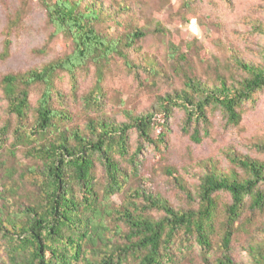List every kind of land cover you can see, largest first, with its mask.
<instances>
[{
    "label": "trees",
    "instance_id": "obj_1",
    "mask_svg": "<svg viewBox=\"0 0 264 264\" xmlns=\"http://www.w3.org/2000/svg\"><path fill=\"white\" fill-rule=\"evenodd\" d=\"M41 3L54 28L53 35H65L73 47L63 58L40 68L6 74L0 82L7 111L15 120L10 119L0 128V140L12 137V153L24 147L35 162L30 172L36 193L29 204H18L10 210L4 198L0 234L5 239L9 264H166L174 261L173 246L183 237L193 239L202 248L204 264H237L231 244L245 208L264 210V189L259 186L264 183L263 162L232 156L231 162L242 169V174L206 164L198 176L197 196L192 198L198 207L175 208L163 196L141 188L120 209L113 207L111 199L129 181L119 157L138 169L144 144L160 154L164 153L163 147L168 150L170 125L177 110L185 114L183 132L197 144L211 134V110L219 109L228 123L238 125L243 104L264 89V63L238 62L246 76L236 84L221 78L218 85L209 86L185 76L184 88L160 96L158 105L147 113H127L126 122L98 116L90 118L84 128L70 127L71 112L55 104L60 94L56 88L59 74L75 78L81 67L94 66L96 82L85 96V103L100 108L109 64L120 57L131 71L136 69L129 60V51L146 32L136 29L115 36L104 34L98 24L107 14L97 3ZM14 26L15 21L9 29ZM171 51L174 57L179 52L174 45ZM148 72L151 75L156 70L150 68ZM34 86L42 87L35 108L31 100ZM132 132L137 133L139 144L130 153ZM99 165L104 172L101 183L97 179ZM5 170L7 181L13 180L14 165L5 166ZM168 174L191 198L179 173L168 169ZM5 185V192L15 193V185ZM221 192L229 193L232 202L225 207L221 221L222 255L212 261L213 237L221 216L217 194ZM154 212L161 214L156 217ZM251 254L256 264H264V239Z\"/></svg>",
    "mask_w": 264,
    "mask_h": 264
},
{
    "label": "rangeland",
    "instance_id": "obj_2",
    "mask_svg": "<svg viewBox=\"0 0 264 264\" xmlns=\"http://www.w3.org/2000/svg\"><path fill=\"white\" fill-rule=\"evenodd\" d=\"M86 3L103 7L107 15L98 28L104 34L115 36L118 32L142 29L146 35L129 51V60L136 69L131 71L120 57L109 64L100 108L85 103V96L96 82L94 66L81 67L75 78L68 73L59 74L56 88L60 94L55 104L71 112L70 127L84 128L90 118L98 116L126 122L127 113H147L158 105L160 96L184 88L185 76L198 78L209 86L218 85L221 78L236 84L246 76L238 62L264 63V0H84L83 5ZM14 21L15 26L9 29ZM53 32L41 0H0V82L6 74L40 68L70 54L71 40L63 34L54 36ZM172 45L179 50L175 57ZM150 68L156 73L149 75ZM41 92V86L32 89L34 108ZM241 112L242 121L233 125L222 111L211 110V134L197 144L183 132L185 114L177 110L170 125L168 150L163 147L164 153L160 154L153 146L144 144L137 160L138 169L119 157L129 181L112 197L113 207L120 209L138 188L163 196L175 208L198 207L192 198L197 196L198 176L206 164L212 163L223 172L234 169L242 174V169L231 162L232 156H248L264 163V89L254 93ZM10 119L15 121L7 111L0 86V128ZM12 140H0V215L5 211L4 198L13 210L18 204H29L36 193L30 172L35 162L24 147L13 154ZM131 144L133 153L139 144L136 132H132ZM12 165L15 176L7 181L5 166ZM168 169L179 173L192 193L191 198L168 174ZM97 179L99 183L104 181L100 165ZM5 184L8 188L15 185V193L5 192ZM259 186L264 189V183ZM217 201L221 216L213 237L212 261L222 255L221 221L232 199L229 193L221 192ZM160 214L154 212L156 217ZM110 223L112 227L113 220ZM263 239L264 210H251L248 206L231 244L234 261L256 264L251 251ZM173 252L175 264H204V252L191 238H179ZM0 264H9L2 234Z\"/></svg>",
    "mask_w": 264,
    "mask_h": 264
}]
</instances>
